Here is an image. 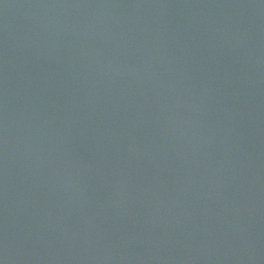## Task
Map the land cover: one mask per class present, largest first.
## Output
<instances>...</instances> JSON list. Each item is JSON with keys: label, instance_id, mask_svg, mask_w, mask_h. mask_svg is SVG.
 Wrapping results in <instances>:
<instances>
[{"label": "water", "instance_id": "1", "mask_svg": "<svg viewBox=\"0 0 264 264\" xmlns=\"http://www.w3.org/2000/svg\"><path fill=\"white\" fill-rule=\"evenodd\" d=\"M0 264H264V0H0Z\"/></svg>", "mask_w": 264, "mask_h": 264}]
</instances>
